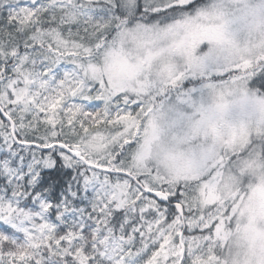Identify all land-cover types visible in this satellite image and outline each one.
Returning <instances> with one entry per match:
<instances>
[{
    "label": "snow or ice",
    "instance_id": "snow-or-ice-1",
    "mask_svg": "<svg viewBox=\"0 0 264 264\" xmlns=\"http://www.w3.org/2000/svg\"><path fill=\"white\" fill-rule=\"evenodd\" d=\"M0 264H264V0H0Z\"/></svg>",
    "mask_w": 264,
    "mask_h": 264
}]
</instances>
